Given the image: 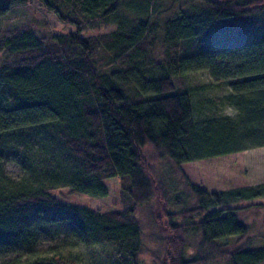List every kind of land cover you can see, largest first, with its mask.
Segmentation results:
<instances>
[{
  "label": "trees",
  "instance_id": "obj_1",
  "mask_svg": "<svg viewBox=\"0 0 264 264\" xmlns=\"http://www.w3.org/2000/svg\"><path fill=\"white\" fill-rule=\"evenodd\" d=\"M33 1L0 0V18ZM35 1L75 30L0 29V252L31 254L53 227L112 264H146L145 232L163 246L157 264H264L243 214L264 221V206H237L264 198V184L207 191L181 170L264 147V0ZM202 71L212 82L192 83ZM228 104L236 119L217 113ZM115 177L118 209L53 194L106 197ZM1 264L88 262L55 252Z\"/></svg>",
  "mask_w": 264,
  "mask_h": 264
},
{
  "label": "rangeland",
  "instance_id": "obj_2",
  "mask_svg": "<svg viewBox=\"0 0 264 264\" xmlns=\"http://www.w3.org/2000/svg\"><path fill=\"white\" fill-rule=\"evenodd\" d=\"M33 21L34 26H41V29L47 30L49 26L52 31L50 36L59 35L67 31L75 30L72 25L62 24L58 18L45 10L37 1H33L27 6H20L12 9L6 16L0 18V29L5 30L25 22ZM40 29V28H39ZM40 29V30H41ZM113 27L103 28L101 31H109ZM96 32V31H95ZM2 54H0V61ZM192 83L194 81L201 83H210L212 78L207 72L202 71L191 76ZM228 93L226 86L214 87L205 96L218 97ZM217 109V108H212ZM223 107H219L217 111L205 110V114L217 112L220 114ZM5 173L15 179L21 178L23 175L22 167L12 159L6 160ZM181 170L192 182L207 191H224L228 189L243 188L264 184V147L254 148L243 152L230 155L215 157L187 163L181 166ZM109 188V194L106 197H97L85 193H71L69 188L65 187L53 191V194L59 200L70 203L80 204L91 208H97L102 211H110L121 207L119 200L120 181L119 178H109L105 180ZM262 203L264 206V198L253 201L241 202L237 206H247L254 203ZM245 221L251 225L250 236L253 237L255 245L264 244V221L262 210L250 208L243 212ZM150 229V227H149ZM148 229V230H149ZM147 233L144 235V243L146 250L141 256V260L146 264H157L163 258V246L159 242L149 243ZM150 239V238H149ZM55 252L62 253H79L88 264H112L103 262L98 256L88 253L85 249L78 246L75 241L53 227H46L40 231L39 242L31 254L21 253H5L0 252V264L9 259L16 257L22 259L27 256H45ZM192 249H189V253Z\"/></svg>",
  "mask_w": 264,
  "mask_h": 264
},
{
  "label": "clouds",
  "instance_id": "obj_3",
  "mask_svg": "<svg viewBox=\"0 0 264 264\" xmlns=\"http://www.w3.org/2000/svg\"><path fill=\"white\" fill-rule=\"evenodd\" d=\"M220 115L225 118L236 119L240 115V109L233 104H228L223 107Z\"/></svg>",
  "mask_w": 264,
  "mask_h": 264
}]
</instances>
